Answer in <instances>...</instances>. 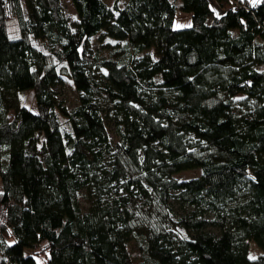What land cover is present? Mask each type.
Segmentation results:
<instances>
[{
    "label": "trees",
    "instance_id": "1",
    "mask_svg": "<svg viewBox=\"0 0 264 264\" xmlns=\"http://www.w3.org/2000/svg\"><path fill=\"white\" fill-rule=\"evenodd\" d=\"M70 2L0 0V264H264V0Z\"/></svg>",
    "mask_w": 264,
    "mask_h": 264
},
{
    "label": "rangeland",
    "instance_id": "2",
    "mask_svg": "<svg viewBox=\"0 0 264 264\" xmlns=\"http://www.w3.org/2000/svg\"><path fill=\"white\" fill-rule=\"evenodd\" d=\"M62 12L68 17V19L72 20L75 18V11L70 2V0H59ZM107 6H110L115 0H102ZM125 0H116L117 5L120 6ZM209 5L212 9L217 8L213 0H209ZM211 9V10H212ZM190 24L189 14L185 12L178 11L175 14V17L172 22L173 28H182L186 27ZM6 34L10 38L18 37V27L15 18H10L6 21L5 25ZM119 43L113 42L108 40L105 37L100 36H92L90 37L84 46L79 48V51L85 52V54L81 57H85L84 66L90 76H92L95 82L99 83L103 80V72L101 69L97 68L95 65V61L93 60L94 53L99 51L100 53H107L112 51ZM53 91L57 100L60 104L65 107L66 110H72L78 104V97L80 92L76 90L71 83L66 79L63 78L59 82H57L54 87ZM97 102L101 105L103 104V100L100 97H95ZM239 98V96H238ZM17 103L23 106L28 107L31 111H35L33 101L30 98L28 91L19 92L17 94ZM8 119L12 117V111L9 110L7 112ZM61 126L65 129L66 124L62 118H60ZM106 129L108 132L109 140L114 142L118 139L114 126L111 123L106 124ZM199 174V171L196 169L193 170H186L180 173L175 174L174 176L177 177L179 180L195 177ZM88 195L86 194L85 190L81 189L77 193V200L79 203L80 208L82 211H85L88 205ZM259 253L257 247L251 242L248 241V256L254 257L256 254Z\"/></svg>",
    "mask_w": 264,
    "mask_h": 264
},
{
    "label": "crops",
    "instance_id": "3",
    "mask_svg": "<svg viewBox=\"0 0 264 264\" xmlns=\"http://www.w3.org/2000/svg\"><path fill=\"white\" fill-rule=\"evenodd\" d=\"M175 2H177V0H174ZM251 2H254V1H258V0H250ZM214 3V2H213ZM214 7H217V6H214ZM212 9V7H210ZM214 15H219L222 13V10H220L218 7L217 8H214L212 9Z\"/></svg>",
    "mask_w": 264,
    "mask_h": 264
}]
</instances>
